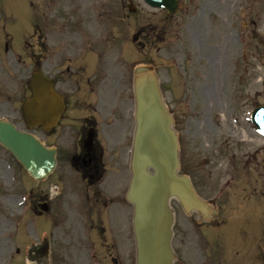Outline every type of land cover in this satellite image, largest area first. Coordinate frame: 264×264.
Returning a JSON list of instances; mask_svg holds the SVG:
<instances>
[{
    "label": "rangeland",
    "instance_id": "374dc122",
    "mask_svg": "<svg viewBox=\"0 0 264 264\" xmlns=\"http://www.w3.org/2000/svg\"><path fill=\"white\" fill-rule=\"evenodd\" d=\"M130 1L137 7L135 13L128 9ZM88 2L0 0V116L2 95L9 91L17 97L16 91L21 94L24 90L22 81L32 63L29 40L34 11L44 6L51 20L80 7L77 11L82 16ZM94 5L95 14L102 13L100 19H78L79 24L69 25L68 34L108 33L111 40L100 42L103 61L109 58L114 62L116 53H121L133 66L146 63L156 70L166 100L179 117L182 170L192 177L200 194L224 213L219 223H227V227L222 232L224 249L219 247L223 252L219 258L214 253L216 245L208 242V224L195 226L199 220L196 213L190 215L176 205L185 239L183 264H264V136L250 120L253 108L264 102V0H182L180 10L172 16L146 6L143 0H95ZM87 13L85 10L84 18ZM53 36L62 37L60 30H54ZM78 37L69 34L68 46H80ZM202 42L210 50L207 58L195 56ZM201 82H205L206 99L200 94ZM105 86L115 87L109 81ZM0 160V221L5 225L3 235L11 238L9 243L3 242L4 256L10 249L15 252L26 247V264H45L47 255L38 249L48 243L51 264L78 263L81 257L67 259L71 250L62 243V198L53 194L52 237L42 242L31 209L22 201V194L27 196L33 187L31 179L1 149ZM13 172L17 182L11 187L8 175ZM43 189L45 184L36 186L35 191ZM37 216V222L45 224L43 216ZM13 221L21 223L18 232ZM219 223L213 224L217 230ZM28 240H35L37 246L30 249L25 243ZM100 259L114 264L108 254ZM9 263L22 264L16 256L9 261L5 258V264Z\"/></svg>",
    "mask_w": 264,
    "mask_h": 264
},
{
    "label": "flooded vegetation",
    "instance_id": "af4514ba",
    "mask_svg": "<svg viewBox=\"0 0 264 264\" xmlns=\"http://www.w3.org/2000/svg\"><path fill=\"white\" fill-rule=\"evenodd\" d=\"M89 1L87 8L94 16L97 6L94 5L95 0ZM85 8H82L83 12ZM78 9L81 8L77 7L66 14L64 12V16L51 20L44 13V21L35 23L36 40L31 44L32 71L40 68L51 80V93L56 95L60 116L48 130L43 132L37 126L33 130L41 132L46 144L57 149V167L48 179L47 187L51 183L61 185L64 206L61 219L65 221L61 237L62 243L71 250L67 259L81 257L78 263L71 264H104L100 256L108 254L114 264H133V206L126 197L131 176L129 157L134 127L133 66L121 53L118 56L116 53L114 62L109 58L103 61L105 59L101 58L100 42L101 39L106 42L111 40L106 35L108 33L84 34L85 31H71L69 34L80 35L81 38L75 39L82 42L77 47L68 46L70 22L79 24L82 19L91 22L94 18L82 17ZM101 15L98 13V18ZM54 30H60L62 37L55 39ZM209 53L208 45L202 42L198 55L207 58ZM202 72L205 74V70ZM107 81L115 87L112 89L105 86ZM200 86L202 99H206L205 82H201ZM29 90V95H33V91ZM3 96L4 113L15 119L22 117L20 100L15 101L7 92ZM47 103L48 109H51L52 101L49 98ZM179 124L176 119L175 128L178 133ZM110 154L112 156L108 160ZM48 188L43 198L31 192L30 212L33 215H45V236L51 239L49 226L53 222L52 212L38 209L44 201L50 208L52 199ZM220 209L206 223H195L198 227L208 224V242L216 245L219 258L222 257L219 247L223 249L222 232L225 233L227 227V223L226 226L219 223L224 215ZM180 214V211L174 209V264H183V260H186L181 256L185 239ZM218 223L219 230L213 226ZM4 227V222L0 221V264H5V258L9 261L16 256L19 260L21 256L20 248L15 252L10 249L8 256H4L3 242L9 243L11 240L3 235ZM43 253L47 255L45 264H51L52 258L49 256L52 251L46 246ZM33 257L36 259V256Z\"/></svg>",
    "mask_w": 264,
    "mask_h": 264
},
{
    "label": "water",
    "instance_id": "95a60500",
    "mask_svg": "<svg viewBox=\"0 0 264 264\" xmlns=\"http://www.w3.org/2000/svg\"><path fill=\"white\" fill-rule=\"evenodd\" d=\"M148 2L154 6L170 7L171 11L178 7V0ZM136 73L137 130L128 196L135 211L137 264H173L170 199L177 198L186 211L197 210L204 216H208L210 207L198 196L190 178L178 173V145L172 128L173 119L160 93L156 74L146 66L137 67ZM35 79L31 83L36 86V96L26 101L25 115L28 124L36 121L45 128L48 124L45 114L46 82L39 78L35 84ZM253 121L264 133V104L255 109ZM0 142L38 180L55 167V150L45 147L31 133L19 131L10 122L0 120Z\"/></svg>",
    "mask_w": 264,
    "mask_h": 264
}]
</instances>
